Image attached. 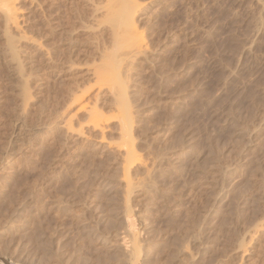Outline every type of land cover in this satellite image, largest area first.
<instances>
[{"label": "rangeland", "instance_id": "obj_1", "mask_svg": "<svg viewBox=\"0 0 264 264\" xmlns=\"http://www.w3.org/2000/svg\"><path fill=\"white\" fill-rule=\"evenodd\" d=\"M9 1L0 264H264V0H137L147 50L121 87L94 74L117 49L108 0ZM121 113L137 151L131 190ZM127 188L142 226L134 261Z\"/></svg>", "mask_w": 264, "mask_h": 264}, {"label": "bare ground", "instance_id": "obj_2", "mask_svg": "<svg viewBox=\"0 0 264 264\" xmlns=\"http://www.w3.org/2000/svg\"><path fill=\"white\" fill-rule=\"evenodd\" d=\"M107 3H109L108 7L104 6V7H107V11L105 12V15L107 16L106 17L107 19L110 18L112 20V22L115 21V22H113L114 23L113 30L111 28L110 29H111V31H113L112 32L113 33L112 36H114L113 42H114L115 47L117 49L115 51L113 50V52H110V53L108 51H107L108 53H106L104 51L106 54L102 50L103 54L101 53L102 55H100L101 56V58H100L101 62H98V64L99 63L100 64L96 68L94 74L97 75L96 77L99 81L98 83L109 84V82L111 81V83L113 82L114 85L116 84V86L121 87V85L123 83V80L121 79L123 74H124L123 71L127 70V68L125 70L123 69L124 65L127 64L129 62V60L131 61L134 57H137L138 55H141L144 52H146L148 40H146L147 37L145 36L146 34H144V31L139 29L140 27H143V26L138 27L139 24H137V22H136L137 21L136 20V15H137L136 13L138 11H140V9H141V3H139L137 0H108ZM17 7L18 6H16L15 1L0 0V12H2V14L4 15L7 22L9 21L11 23H14V25H18V21H19L18 20L19 10L17 9ZM106 18H104V19H106ZM110 19H109V21H110ZM103 21H106V20H103ZM118 22H119V24H118ZM116 23H117V25H116ZM6 24H8V23H6ZM103 42H101V43L103 44ZM105 42H104V44H106ZM9 43L10 44H8L9 46L7 49L9 52L12 53L13 57L15 58L18 56V52L15 49L12 42L10 41ZM102 44H101V46H102ZM96 48H95V51H96ZM110 51H112V50H110ZM97 52H98V50H97ZM133 61H135V60H133ZM133 61H131V62H133ZM21 65H22L21 61H18L17 62L18 68H21ZM131 65L129 64V66H131ZM123 85H124V83H123ZM120 89L121 88H118V90H120ZM82 93H83V91H82ZM124 93H125V91H124ZM120 94H123V91ZM118 97H120V96H118ZM122 97L124 98V101L122 100V103H124V106H126L127 105V98H126L127 96L124 94ZM120 99L118 101H120ZM119 107H121V106H119ZM119 110L121 111L122 109L120 108ZM23 111H25V110H23ZM120 117L123 120L122 127L127 129V131H126V133H124V135L129 136V137H126L124 139V141L120 144V148H121L120 150H121V154H122L123 160H124L123 161L124 180H125V182L127 181L126 182L127 184L126 183L125 184L129 187L131 185L130 179H132L130 176L131 174L129 173L130 166H131V165H129V163H131L132 159L137 156V151L134 147V143H132V139H130L131 116L129 114H127L126 116L123 117V115L121 113ZM91 119H92V122L97 127H101L102 124L104 123L103 115L101 113L99 114L97 111H94L92 113ZM132 185L130 186L131 189H132ZM130 187H129V189H130ZM129 189L127 190L128 191V193H126L127 195H125V196H128V194L131 193V191H130L131 189L130 190ZM129 196L126 197L127 198V200H126L127 213L125 215L126 227H125V230L123 231V234H122V240H123V243H125L127 246L126 249L128 250L129 259L131 258L133 260L134 257H138V252H140V248H141L140 232H141L142 226L139 225V223H138V220H137L138 217H137L136 213L133 212L131 209ZM259 222L260 221H258L257 223H259ZM262 226H259V228L261 229ZM256 227H257V225H256ZM251 228H253V227L251 226ZM255 230H256V228H255ZM135 259H137V258H135Z\"/></svg>", "mask_w": 264, "mask_h": 264}]
</instances>
